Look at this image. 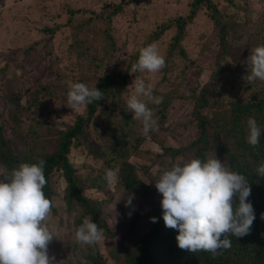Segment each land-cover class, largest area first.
Instances as JSON below:
<instances>
[{"label":"rangeland","instance_id":"1","mask_svg":"<svg viewBox=\"0 0 264 264\" xmlns=\"http://www.w3.org/2000/svg\"><path fill=\"white\" fill-rule=\"evenodd\" d=\"M14 1L0 0L2 134L11 135L13 127L18 125L20 135H17L19 139L14 137V141L18 145L28 142V138H31L28 135V119L32 115L27 106L33 105L26 97L33 96L31 92L35 90L41 95L45 94L40 87L44 85L48 87V93L51 92L50 95L46 94L54 104L50 107L52 110L42 111L39 116L46 118V126L38 127L35 124L39 132L36 137L46 142V148L53 147L60 128L74 124L78 116L88 113L87 103L75 110L67 106L70 87L75 83H84L89 88H95L105 70L113 73L114 88H120V77L127 71V82L117 99L120 106L127 107L128 99L135 94L133 82L137 79L151 83L154 97L172 96L165 121L143 138L128 156L138 166H149V174L145 176L149 178L148 182H151L153 175L157 176L168 169L172 162L171 155L163 153V146L176 147L195 137L191 96L188 95L190 90L200 88L209 79L213 68L221 69L223 81L233 80L246 85L248 82L241 80V77L247 71L239 73V69L245 64L251 50L264 43V20H261L262 12L264 18V0H204L190 19L188 16L193 0ZM209 2L219 10L218 23L211 16ZM90 15L92 20L87 21ZM179 18L188 21L183 36L177 42L175 36ZM83 22L85 26L82 27L93 32L92 49H85L82 44L75 45L82 36V30L75 28L74 24L78 26ZM222 24H227V29L229 26L227 46H230L228 48L232 53L224 54L222 51ZM104 40L111 42V48L109 46L108 51L103 53ZM144 43L146 46L156 45L165 58L166 66L157 73L132 71L133 58ZM236 57L241 59L242 65L237 64ZM94 63L100 64L102 69L94 71L90 66ZM65 76H69V79H65ZM27 88L33 90L29 93ZM11 91L23 97L17 105L9 97ZM141 99L148 102L146 98ZM109 101L110 98L93 112L91 122L84 126L82 141L70 146L67 156L77 175H97L100 172L106 175L107 170L117 173L113 184L107 181L101 189L83 190L84 195L104 201L105 206L100 210L107 216L108 224L116 235L110 237L103 234L102 239L94 245L77 242L75 233L83 222L80 208L77 205L68 208L63 199L67 192L63 170H53L50 178L55 196L53 204L57 210L51 212L46 223L56 236L49 244V255L55 256L57 264H75L78 258L84 260L83 257L93 246V250L97 248L102 254V264H123V247L142 237L149 227L147 219L142 217L137 222V229L133 230L130 220L139 199L134 196L131 206L126 207L125 200L129 193L123 192L118 183V167L111 169L105 165L110 158L106 150L101 155H95L97 152L100 154L105 146L116 145L118 130L115 127H106L110 133L105 130L104 111ZM10 114H15L18 124ZM0 172H4L1 166Z\"/></svg>","mask_w":264,"mask_h":264},{"label":"trees","instance_id":"2","mask_svg":"<svg viewBox=\"0 0 264 264\" xmlns=\"http://www.w3.org/2000/svg\"><path fill=\"white\" fill-rule=\"evenodd\" d=\"M203 1H192L189 19ZM13 2L15 1L13 0ZM208 7L211 9L212 18L218 23L219 10L217 6L209 2ZM87 18V21L92 20L91 15ZM261 20H264L263 12ZM187 21L184 18L178 20V32L175 36L177 42L183 36L182 33L185 30ZM77 24L75 23L74 26L82 30V36L75 42V45L82 44L85 49L88 47L92 49L93 32L82 27L85 26V22L78 26ZM226 27L227 24H222L220 28V43L224 54L232 53L229 50L230 46H227L229 26L228 29ZM46 30L49 32L48 29ZM104 41L105 43L101 48L103 53L108 51L107 48L111 45L109 40ZM144 47H146L145 43L135 54L131 65L137 62L140 50ZM237 59V64L242 65L240 63L241 59L236 57ZM246 61L242 65L243 67L239 69V73L247 71ZM90 66L94 71L102 69L98 63ZM220 72L221 69L213 68L209 79L200 88L191 89V93L188 94L191 96L193 115V120H191L195 123V137L176 147L163 146V153H168L172 157L168 169L177 162L185 163L193 158L207 160L217 157L223 161L225 167L245 175L249 180L251 195L248 200L253 204L256 218L248 235L239 239L235 236H229L232 241V246L229 249H220L216 255L205 251L193 253L182 250L178 247L176 239L178 230L165 226L161 208L162 195L158 193L155 186L152 187L161 172L157 176L153 175L151 182H148L147 179L149 178L146 179L145 176L149 174V166H146V164L138 166L128 159L132 150L137 148L136 145L143 141V138L152 133L153 130L145 135L142 121L134 119L133 113L127 107H122L117 103L118 96L124 90L123 86L127 82V71L120 77V85L122 86L114 88L115 78L113 73L103 70L96 87L103 93L104 98L100 101H93L91 104L87 103V114L78 116L74 124H68L66 128H60L59 137L56 138L57 141L53 147L48 146L46 148V142L42 138L36 137L39 132L35 126V124L38 127L40 125L46 126V118L44 116L40 118L39 116L42 111L49 112L52 110L50 107H53L54 101L50 100L46 94L49 89L47 86H40L45 92L41 95L38 90L32 91L33 89L27 88V91L29 93L32 91L31 94H33V96L26 97L30 98L33 105V107L27 106L31 109L32 115L29 119L27 118L29 121V134H27L31 135V138H28V142L18 145L14 141V137L18 138L17 135H20L18 130L21 128L18 125L14 126L13 133L4 136L0 126V166L4 170L0 174L10 173L23 163L33 164L44 160L46 162L44 175L47 184L43 191L45 196L53 201L55 196L51 188L50 176L53 170L62 169L67 183V192L63 199L68 208L74 205L79 206L77 208H80L82 221L88 218L103 229L104 235L114 237L116 235L114 229L109 226L107 216L103 215L100 210L105 206L104 201H98L83 194V190L86 188H103L107 182L105 173L100 172L97 175L88 173L86 176L77 175L74 173L76 168L72 166L67 156L70 146H76L82 141L80 138L84 126L91 122L93 112L110 98L106 111H104L106 113L105 130H108L106 127H115L118 130L115 137L116 145L105 146V149L100 150V154L97 152L95 155H101L106 150V155L110 158L105 165L111 169L118 167V183L122 191L129 194L134 193L135 199H139L130 220L133 230L137 229V222L142 217H145L149 223V227L142 237L123 247V264H264V219L261 218V214H264V176L256 174L258 166L264 162V81L256 80L248 82L246 85L233 80L223 81ZM66 78L69 79V76H65ZM78 80L81 81V79ZM241 80H243L242 77ZM230 83L235 84L230 85ZM57 90L62 89L57 88ZM11 92L9 97L17 105L23 97L16 92ZM171 99L172 96L167 95L159 105L146 102L153 111L158 125L165 121ZM10 115L12 118L14 117V121L18 120L15 114ZM250 117L255 118L261 128L260 143L256 147L251 146L246 139L249 134L248 120ZM18 123L19 121H17ZM188 124L191 125V122ZM56 210L57 206L53 204L52 211ZM153 216L157 218L156 222H152L151 217ZM92 248L83 257L84 260L78 258L75 264H88L89 262L102 264L100 261L102 254L97 248L94 250Z\"/></svg>","mask_w":264,"mask_h":264},{"label":"clouds","instance_id":"3","mask_svg":"<svg viewBox=\"0 0 264 264\" xmlns=\"http://www.w3.org/2000/svg\"><path fill=\"white\" fill-rule=\"evenodd\" d=\"M246 82L264 81V45L251 50L247 58ZM166 66L165 58L156 45L140 50L132 71L157 73ZM135 94L127 101L133 118L142 121L143 133L158 127L153 111L141 97L159 105L162 97L153 96L151 83L137 79ZM103 93L96 86L89 88L84 83L70 87L67 106L75 110L85 103L100 101ZM247 142L256 147L260 143L261 128L255 118L248 120ZM44 160L38 163L20 164L10 173L0 174V264H57L54 255H49V244L56 237L46 223L53 201L44 194L47 180L44 175ZM264 176V162L257 170ZM105 179L111 185L117 173L107 170ZM155 188L162 195L161 208L165 226L178 230V247L196 253L200 251L218 254L220 249H229L232 241L248 235L256 218L253 204L248 200L251 185L245 175L225 167L215 158L177 162L170 169L162 170L155 179ZM134 193L129 194L125 206L132 204ZM131 215V212L129 213ZM264 219V214H261ZM156 222L155 216L151 217ZM78 243L94 245L103 237V229L85 218L76 230Z\"/></svg>","mask_w":264,"mask_h":264}]
</instances>
